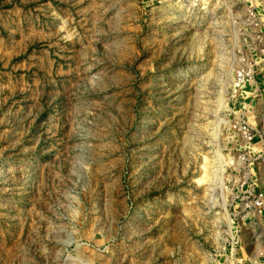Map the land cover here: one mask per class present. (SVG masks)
<instances>
[{
    "label": "rangeland",
    "instance_id": "obj_1",
    "mask_svg": "<svg viewBox=\"0 0 264 264\" xmlns=\"http://www.w3.org/2000/svg\"><path fill=\"white\" fill-rule=\"evenodd\" d=\"M225 16L173 0H0V264L227 261L215 168L241 149L224 115L249 41ZM253 113L264 133V101ZM259 146L246 163L264 184ZM244 224L248 262L264 224Z\"/></svg>",
    "mask_w": 264,
    "mask_h": 264
},
{
    "label": "built area",
    "instance_id": "obj_2",
    "mask_svg": "<svg viewBox=\"0 0 264 264\" xmlns=\"http://www.w3.org/2000/svg\"><path fill=\"white\" fill-rule=\"evenodd\" d=\"M173 1L181 3L190 12L214 13L221 10L226 15L231 27H238L237 36L240 34L243 41H249L243 50L238 51L240 56H237L238 62L232 73L229 93L227 92L230 104L227 102L226 106L228 113L226 116L229 119L227 131L241 145L237 157L231 155V160L241 162L236 166L234 162L229 161L227 165L232 164V168H230V172L225 171L224 168L225 172L223 171L222 176H219L218 186L220 197L223 186L225 189H232L234 197L232 198L231 193L227 196L226 206L228 209L229 203L233 201L236 208L234 211H228L231 218L230 231L232 235L228 233L227 229L230 255L226 254L227 261L224 264H232L231 257L234 259V264H264V249H258L255 254L256 259H249L248 262L235 255L238 253L237 246L245 227V221L264 224V184L263 181L259 183L255 166L251 164L252 161L246 163L249 159V155H247L249 151L253 150L256 145H261L259 148L264 146V133L257 128V119L255 118L257 115L255 113L248 114L257 101H264V87L256 76L257 65L264 57V0ZM234 171L244 172V175L242 178H238V174ZM261 172L264 174V165ZM222 249L227 251V246L224 245Z\"/></svg>",
    "mask_w": 264,
    "mask_h": 264
},
{
    "label": "bare ground",
    "instance_id": "obj_3",
    "mask_svg": "<svg viewBox=\"0 0 264 264\" xmlns=\"http://www.w3.org/2000/svg\"><path fill=\"white\" fill-rule=\"evenodd\" d=\"M178 3V2H177ZM180 5H182L181 3H179ZM183 6V5H182ZM183 8H185V7H183ZM185 10L187 11V8H185ZM233 30H235L236 32H238V27L236 28H234ZM231 79H232V74H231ZM230 84H231V80H230V83H229V86H230ZM226 106H227V103H226V105H225V109H226ZM225 116V118H226V123L224 124V126L225 127H227L228 125H229V119H228V117L226 116V114L224 115ZM231 158H232V156L231 155H229V154H227V153H224V156H222V159L224 160V159H227V161L225 162L224 161V165L221 167V168H215V173L217 174V175H219V176H222V172L224 171V166L225 165H227L228 163H229V161L230 162H234V164L236 165V166H238V165H240V162L241 161H239V160H237V161H234V160H231ZM214 171V170H213ZM210 173H211V170H210ZM210 176H211V174H210ZM222 184V183H221ZM222 186H223V184H222ZM224 187V186H223ZM222 187V191H221V201L219 202V204H220V211H217L216 213H221L222 214V216H223V218H224V220L227 222V229H228V233L230 234V235H232V233H231V231H230V228H231V218H230V215H229V212H228V209H227V206H226V203H227V196L231 193L232 194V198L234 197V192L232 191V189L231 188H223ZM225 190V191H224ZM215 198H214V196H211V204L212 205H215L216 203H215V200H214ZM231 263L232 264H234V259L231 257Z\"/></svg>",
    "mask_w": 264,
    "mask_h": 264
}]
</instances>
